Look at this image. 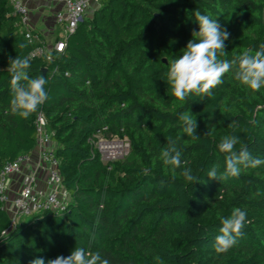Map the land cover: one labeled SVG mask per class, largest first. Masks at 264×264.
<instances>
[{"label": "trees", "instance_id": "trees-1", "mask_svg": "<svg viewBox=\"0 0 264 264\" xmlns=\"http://www.w3.org/2000/svg\"><path fill=\"white\" fill-rule=\"evenodd\" d=\"M197 9L231 34L221 59L264 43V0H99L52 63L31 59L29 75L46 76L49 98L22 119L10 112L7 69L9 57L29 56L33 46L8 0H0V170L35 149L42 112L71 198L63 214H34L11 230L0 204V264L47 262L76 247L100 252L109 264H264V164L241 167L236 177H207L226 169L217 147L226 135L240 138L237 150L246 144L264 159V86L253 91L230 71L211 96L180 101L166 82L168 60L199 30ZM185 111L197 119L193 136L182 131ZM99 134L126 139L130 157L105 162L90 143ZM167 137H179L175 172L160 158ZM184 168L199 182H186ZM234 208L247 213L243 234L218 255L220 218Z\"/></svg>", "mask_w": 264, "mask_h": 264}, {"label": "clouds", "instance_id": "clouds-1", "mask_svg": "<svg viewBox=\"0 0 264 264\" xmlns=\"http://www.w3.org/2000/svg\"><path fill=\"white\" fill-rule=\"evenodd\" d=\"M195 21L199 30H193L192 39L183 49L182 55L177 59L168 60L169 69L166 73V82L171 89V94L180 101H186L190 95L211 96L212 89L223 83L224 74L232 71L234 78L253 91H259L264 86V43L257 49H245L241 54L233 56L231 60L225 57V41L229 39L230 32L223 28L216 19L202 14L199 9L194 11ZM25 47L24 44L20 45ZM31 56L14 59L9 57L7 71L10 77V112L22 119L28 118L37 112L48 100L45 85L48 83L45 75L31 77ZM179 120L183 133L193 136L198 127L197 119L192 112H181ZM168 147L160 154L165 166H171L173 172L181 168V151L178 150L177 140L167 137ZM240 138L231 135L224 136L217 145L221 153L226 154V169L218 178L216 168L207 172L209 179H226L236 177L243 168H256L264 164V159L253 158L248 146L241 144L239 150L236 145ZM181 175L185 181L194 184L199 178L192 174L191 169L184 168ZM247 213L240 208H234L230 217L220 218L219 235L215 237L214 248L219 254L226 253L238 242L242 229L245 226ZM30 264H109L108 259H103L100 252L85 251L76 247L67 257L60 255L47 262L43 258H34Z\"/></svg>", "mask_w": 264, "mask_h": 264}, {"label": "built area", "instance_id": "built-area-1", "mask_svg": "<svg viewBox=\"0 0 264 264\" xmlns=\"http://www.w3.org/2000/svg\"><path fill=\"white\" fill-rule=\"evenodd\" d=\"M95 1L98 0H63V7L54 12V18L56 25L63 27L65 35L53 41H49L43 33L33 28L31 12L22 0H8V3L12 9L11 14L16 19L25 40L33 46L31 59H41L52 63L56 55L65 51L67 37L75 32ZM35 128L37 135L35 149L30 154H22L16 160L6 163L0 170V204L10 217L11 223L8 230L15 228L22 218L31 217L34 214L50 212L61 215L71 201L70 194L63 184L59 161L54 154L53 132L49 128L44 113L37 114ZM90 143L99 153L107 155V158H104L100 153L105 162L116 161L117 147L112 146L101 134L91 139ZM34 152L36 154L35 166L26 175L21 188L11 198L10 179L20 174L23 166L33 160L32 153ZM41 173L46 175L43 187L39 185Z\"/></svg>", "mask_w": 264, "mask_h": 264}, {"label": "crops", "instance_id": "crops-1", "mask_svg": "<svg viewBox=\"0 0 264 264\" xmlns=\"http://www.w3.org/2000/svg\"><path fill=\"white\" fill-rule=\"evenodd\" d=\"M31 12L32 26L36 31L41 30V33L49 40L53 41V37L56 34L57 25L54 18V12L62 9L63 0H22ZM97 3L93 8V12L97 9L99 5V0L95 1ZM92 4V6L94 5ZM91 6V7H92ZM52 39V40H51ZM56 40V39H55ZM35 152L32 153L33 160L28 164H25L22 168V172L18 175L13 176L10 179V196L13 198L16 192L21 188L26 175L29 174L35 166ZM46 181V175L44 173L40 174L39 185L44 186Z\"/></svg>", "mask_w": 264, "mask_h": 264}, {"label": "rangeland", "instance_id": "rangeland-1", "mask_svg": "<svg viewBox=\"0 0 264 264\" xmlns=\"http://www.w3.org/2000/svg\"><path fill=\"white\" fill-rule=\"evenodd\" d=\"M95 5H97V3H94V5L90 8L86 17L91 16L93 14V9H94L93 7ZM40 32H41V30H40ZM64 35H65V33L63 31V27L58 26L57 30H56V34L53 37V40L63 38ZM107 140H108V142H110L112 144V146L117 147V149L115 151L116 152L115 153L116 161H122V160H125V159L130 157V148H129V144H128L126 139L121 140V139H117V138H112V139H107ZM97 145H98V143H97ZM53 147L55 148V144H53ZM101 154L103 155L104 158H107L106 154H103V153H101ZM29 219H30L29 217H24V220H26V221H28Z\"/></svg>", "mask_w": 264, "mask_h": 264}, {"label": "water", "instance_id": "water-1", "mask_svg": "<svg viewBox=\"0 0 264 264\" xmlns=\"http://www.w3.org/2000/svg\"><path fill=\"white\" fill-rule=\"evenodd\" d=\"M44 73H46V70H44Z\"/></svg>", "mask_w": 264, "mask_h": 264}]
</instances>
